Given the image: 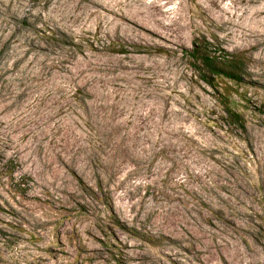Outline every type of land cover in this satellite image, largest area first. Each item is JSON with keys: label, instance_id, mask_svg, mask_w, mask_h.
<instances>
[{"label": "rangeland", "instance_id": "374dc122", "mask_svg": "<svg viewBox=\"0 0 264 264\" xmlns=\"http://www.w3.org/2000/svg\"><path fill=\"white\" fill-rule=\"evenodd\" d=\"M0 264H264V0H0Z\"/></svg>", "mask_w": 264, "mask_h": 264}, {"label": "trees", "instance_id": "16d2710c", "mask_svg": "<svg viewBox=\"0 0 264 264\" xmlns=\"http://www.w3.org/2000/svg\"><path fill=\"white\" fill-rule=\"evenodd\" d=\"M123 52V51H121ZM197 78L219 95L227 120L244 129L242 116L233 107L232 93L245 84L247 72L246 57L241 52H232L215 44L205 36L193 39L189 49H183Z\"/></svg>", "mask_w": 264, "mask_h": 264}]
</instances>
